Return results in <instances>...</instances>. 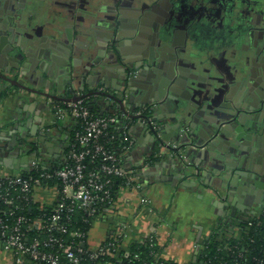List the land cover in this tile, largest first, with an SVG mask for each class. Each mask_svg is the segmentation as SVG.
Masks as SVG:
<instances>
[{"label":"crops","instance_id":"1","mask_svg":"<svg viewBox=\"0 0 264 264\" xmlns=\"http://www.w3.org/2000/svg\"><path fill=\"white\" fill-rule=\"evenodd\" d=\"M154 3L0 0V173L15 172L22 154L63 159L72 122L57 121V99L42 93L89 96L99 113L144 109L155 126L134 118L121 157L140 192L120 183L115 211L86 245L123 223V247L155 234L163 259L196 264L223 221L261 214L264 68L232 31L189 9L161 27ZM0 264H14L1 246Z\"/></svg>","mask_w":264,"mask_h":264},{"label":"built area","instance_id":"2","mask_svg":"<svg viewBox=\"0 0 264 264\" xmlns=\"http://www.w3.org/2000/svg\"><path fill=\"white\" fill-rule=\"evenodd\" d=\"M90 99L51 100L55 119L72 122L61 161L27 153L15 159L23 167L0 173V246L13 254L14 264H174L162 258L155 234L134 249L123 247V223L95 249L86 245L93 223L116 209V180L140 192L135 171L124 169L121 157L133 144L129 131L133 119L145 113L119 106L116 112L99 113L89 107ZM37 190L43 191L40 198ZM140 201L144 204L146 199L141 196ZM259 216L222 224L216 237L221 244L210 252L203 243L196 264H249L242 237L253 242L249 232L261 226ZM230 238L235 239L233 244ZM261 250L262 256L252 257L254 264H264V245Z\"/></svg>","mask_w":264,"mask_h":264},{"label":"flooded vegetation","instance_id":"3","mask_svg":"<svg viewBox=\"0 0 264 264\" xmlns=\"http://www.w3.org/2000/svg\"><path fill=\"white\" fill-rule=\"evenodd\" d=\"M152 9L160 17L161 27L171 25L176 13L189 9L194 14L196 12L195 18H202L205 24L212 23L216 28L232 31L241 39V47L245 45L252 52L261 51L264 0H155Z\"/></svg>","mask_w":264,"mask_h":264},{"label":"trees","instance_id":"4","mask_svg":"<svg viewBox=\"0 0 264 264\" xmlns=\"http://www.w3.org/2000/svg\"><path fill=\"white\" fill-rule=\"evenodd\" d=\"M55 101L60 103L63 100L61 99V100H55ZM89 107H91V109H94V107H92L91 102H89ZM115 140L119 141L120 137L119 138L116 137ZM117 141H112V144L115 146L117 144ZM119 182H120V180L115 181V188H118ZM259 218H260V221L262 223L261 226H259L256 229H252V231L249 232L253 236V242L248 241V239L245 235H243V237H242L244 239L242 245L245 246L246 250H249V260H248L249 264H254V260H252L253 256H262L263 255L261 248L264 245V238H263V236H264V208H263L262 213L260 214ZM223 224L227 225V223H223ZM86 227L89 228L90 226L87 225ZM223 229H224V226H223ZM234 242H235L234 238L229 239L230 244H233ZM205 243L208 245V248H209L208 250H210V252H215L216 247L221 244L215 237L211 238L210 240H207ZM131 247H132V249H134L135 245H132ZM221 255H223V256L226 255V252H222Z\"/></svg>","mask_w":264,"mask_h":264},{"label":"water","instance_id":"5","mask_svg":"<svg viewBox=\"0 0 264 264\" xmlns=\"http://www.w3.org/2000/svg\"><path fill=\"white\" fill-rule=\"evenodd\" d=\"M261 41H262V44H261V46H259V49L261 50L260 52H257V50L256 51H254L253 52V55L256 57V59H257V63L259 64V66L263 69L264 68V32L262 33V35H261ZM257 63H255V64H257ZM253 70V69H252ZM252 70H251V72H252ZM252 74L254 75V71L252 72ZM0 77H2L1 76V74H0ZM44 96H47V97H51V98H53V99H57V100H61L62 98H59V97H56V96H51L50 94H48V93H42ZM78 98V96H75V97H73V98H68V99H63V100H69V99H71V100H76ZM122 109H124L123 107H122ZM146 109H150V106H148V108H146ZM142 117H144V118H146L147 116H145V115H143ZM147 120V121H146ZM145 121L147 122V124H149V125H151L152 126V128H154V126H155V123H156V121H154V120H149V119H146ZM235 149H237V147H235ZM16 162V161H15ZM17 164H16V166L14 167L15 169H19V168H21V167H23V165L24 164H21V163H18V162H16Z\"/></svg>","mask_w":264,"mask_h":264},{"label":"rangeland","instance_id":"6","mask_svg":"<svg viewBox=\"0 0 264 264\" xmlns=\"http://www.w3.org/2000/svg\"><path fill=\"white\" fill-rule=\"evenodd\" d=\"M129 131L131 132V127H130Z\"/></svg>","mask_w":264,"mask_h":264}]
</instances>
